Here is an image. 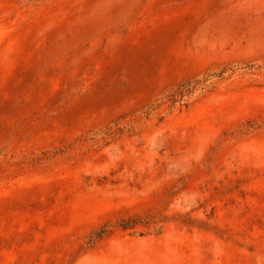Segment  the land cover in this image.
<instances>
[{
    "label": "rangeland",
    "instance_id": "obj_1",
    "mask_svg": "<svg viewBox=\"0 0 264 264\" xmlns=\"http://www.w3.org/2000/svg\"><path fill=\"white\" fill-rule=\"evenodd\" d=\"M0 264H264V0H0Z\"/></svg>",
    "mask_w": 264,
    "mask_h": 264
}]
</instances>
